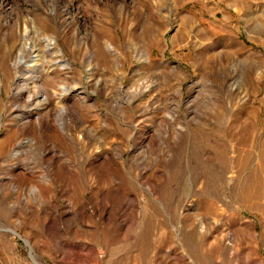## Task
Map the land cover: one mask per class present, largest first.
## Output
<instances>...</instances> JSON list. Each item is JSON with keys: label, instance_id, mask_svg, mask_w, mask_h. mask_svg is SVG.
Returning a JSON list of instances; mask_svg holds the SVG:
<instances>
[{"label": "rangeland", "instance_id": "1", "mask_svg": "<svg viewBox=\"0 0 264 264\" xmlns=\"http://www.w3.org/2000/svg\"><path fill=\"white\" fill-rule=\"evenodd\" d=\"M31 256L264 264V0H0V264Z\"/></svg>", "mask_w": 264, "mask_h": 264}, {"label": "bare ground", "instance_id": "2", "mask_svg": "<svg viewBox=\"0 0 264 264\" xmlns=\"http://www.w3.org/2000/svg\"><path fill=\"white\" fill-rule=\"evenodd\" d=\"M25 47H29V46H25ZM52 49H54L55 50V42L54 41H50V43H49V45H48V52L49 51H51ZM38 54V53H37ZM37 54H35V55H33L32 56V58H31V60L29 61V62H27V65H34V63L38 60V58H40L39 57V55H37ZM20 59H21V61L22 60H24V55L21 53V57H20ZM43 61V60H42ZM44 61L45 62H47V59L45 60L44 59ZM58 62H60V60L58 61ZM58 62H56V63H58ZM41 63V62H40ZM59 65V64H58ZM60 65H61V69L62 70H64L65 69V67L67 66L65 63H63V62H60ZM59 90H60V92H61V96L62 95H65L67 92H68V88H67V86L66 85H61L60 87H59ZM44 99H46V96H44ZM33 101V100H32ZM65 113H66V109L65 108H62L60 111H59V113H58V121H59V125L62 127V128H64V126H65V124H66V121L64 120V115H65ZM16 155V154H15ZM15 233V232H14ZM27 242V241H26ZM27 244L29 245V243L27 242ZM30 246V245H29ZM33 249H31V254L30 255H33V251H32ZM32 257V261L35 263V264H38L36 261H35V259L33 258V256H31Z\"/></svg>", "mask_w": 264, "mask_h": 264}]
</instances>
